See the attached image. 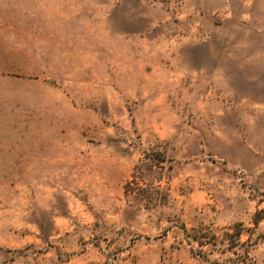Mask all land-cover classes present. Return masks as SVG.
<instances>
[{
  "label": "rangeland",
  "instance_id": "374dc122",
  "mask_svg": "<svg viewBox=\"0 0 264 264\" xmlns=\"http://www.w3.org/2000/svg\"><path fill=\"white\" fill-rule=\"evenodd\" d=\"M261 208L264 0H0V264H264Z\"/></svg>",
  "mask_w": 264,
  "mask_h": 264
},
{
  "label": "trees",
  "instance_id": "16d2710c",
  "mask_svg": "<svg viewBox=\"0 0 264 264\" xmlns=\"http://www.w3.org/2000/svg\"><path fill=\"white\" fill-rule=\"evenodd\" d=\"M128 187V184H127ZM264 217V208L258 209L255 211L254 216H253V221L255 224L258 223V221Z\"/></svg>",
  "mask_w": 264,
  "mask_h": 264
}]
</instances>
